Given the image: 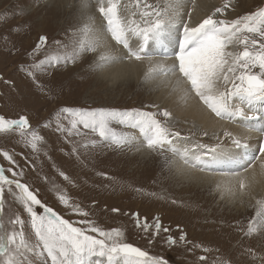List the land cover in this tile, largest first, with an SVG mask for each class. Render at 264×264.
Here are the masks:
<instances>
[{"label": "rangeland", "instance_id": "obj_1", "mask_svg": "<svg viewBox=\"0 0 264 264\" xmlns=\"http://www.w3.org/2000/svg\"><path fill=\"white\" fill-rule=\"evenodd\" d=\"M86 2H0V116L9 120L25 116L30 125L28 131H35L42 137L37 149L33 150L29 143L31 136L20 135L19 129L0 133V167L10 178L28 185L42 204L53 208L74 226L87 231L88 225L81 222L91 221L105 231L119 230L120 242L139 247L153 257H162L168 264H264V228L247 234L249 222L260 219L256 215V200L264 198V192L256 189L250 193L246 189L241 194L231 186L235 195H230L223 187L218 189L217 184L222 185L223 180L214 176L228 172L226 170L212 169L206 171L208 176L202 177L187 175L185 170L165 163V160H178L173 153L150 151L144 146L141 133L137 134L135 128L119 121H112L110 126L131 138L130 143L119 146L101 140L82 126H79L80 134L71 136L58 130L60 123L68 126L63 114L57 116L65 107L140 109L157 113L166 108L176 121L171 127L181 134V138L174 139L180 148H184L181 144L214 146L219 143L224 152L237 159L256 154L259 158L249 166L264 168V156L256 151L260 141H246L250 145L247 150L233 147L228 137L218 141L215 135L201 129L184 113H178L176 109L180 104L152 91L143 78L117 80L111 85L96 83L98 72L94 65L98 52L78 50L75 60L41 64L52 55L70 53L77 41L84 39L82 33L88 18L81 17L80 13L96 12V16L100 4L96 0L93 3L88 0L89 5ZM146 2L155 5L162 4L163 0ZM119 4L122 18H132L135 12L139 20L140 9L134 7L135 0H119ZM260 8H264V0H231L225 12L214 18L232 20ZM41 37H46V41L37 49ZM237 50L242 51L243 46ZM86 70L91 71V76L79 78ZM257 107H264V102ZM157 119L165 120L159 114ZM203 132L208 135L204 136ZM91 141L96 143L93 145ZM86 143L88 146L84 147ZM27 145L30 151L25 153ZM3 152H8L15 163L4 158ZM29 154L32 155L27 158ZM26 165L36 178L27 173ZM10 168L17 173L22 171L23 175L12 177ZM61 193L69 200L67 206L58 199ZM18 196V189L12 186L9 190L5 186L0 219L5 231H19L21 226L12 225L10 221L16 216L21 217L25 236L35 246L30 217ZM74 206H79L88 215L75 213ZM36 211L43 214L39 206ZM136 214L141 225L146 220L152 227L147 231L137 227ZM157 218L162 225L158 235L154 227ZM165 228L169 231L164 232ZM182 234L184 241L179 239ZM168 236L176 239L175 245L166 243ZM202 256L205 259H200ZM24 259L26 264H51L46 253L27 252Z\"/></svg>", "mask_w": 264, "mask_h": 264}, {"label": "snow or ice", "instance_id": "obj_2", "mask_svg": "<svg viewBox=\"0 0 264 264\" xmlns=\"http://www.w3.org/2000/svg\"><path fill=\"white\" fill-rule=\"evenodd\" d=\"M231 0H224L221 7L215 8L212 15L207 16L196 26H190L183 21L182 10L187 0H163V3L149 4L146 0H135L134 7L140 9L132 14V18H122L119 0H99V13L106 19L105 30H95L85 27L82 35L84 39L78 40L70 53L64 55L55 54L41 61V64L49 65L67 63L75 60L78 50L98 52L94 70L97 72L112 68L124 61H149V67L144 74V82L157 81V86H169L171 93H178L185 103L189 94H194L212 114L221 120L239 122L242 128L249 132L259 133L264 137V107L257 105L264 102V8L249 12L235 19H215L214 16L223 14L230 6ZM189 20L191 12L187 13ZM180 35L175 39L173 52L175 63L166 64L163 61L152 63L153 54L148 51L150 42L160 46H166L172 42L174 30H179ZM117 45L126 50V55L116 53L108 45V36ZM138 38V44L133 48L129 37ZM259 37L257 39L256 37ZM46 41V37L40 38L39 49ZM59 43V42H57ZM243 46V50H237ZM164 53V58H167ZM259 69L258 72L253 71ZM177 73L179 74L177 76ZM176 76L175 81L169 77ZM163 78V79H161ZM238 81V83H237ZM187 87H184V85ZM231 84L229 88L228 85ZM238 101V103H234ZM153 107H157L153 105ZM63 114L68 120V126L58 124V130L65 131L69 136L80 134L79 126L97 134L101 140L111 141L116 145H124L131 142L126 133H117L110 125L112 121L138 128L143 136L144 146L152 152L163 153L168 151L174 154L186 169L200 172L211 171L215 166L229 159L236 164L237 170L225 173V175L239 177L241 170L246 172L248 166L259 157L256 154L237 159L233 156H224L221 144L209 146L197 143L194 148H180L174 143L175 138H181L179 131L171 127L175 123L173 113L163 109L159 113L146 112L140 109H78L62 108L59 116ZM162 115L165 120L157 119ZM20 130V135H30L29 141L33 150L37 149L38 142L42 140L35 131L29 132V121L25 116L19 119L9 120L0 116V133ZM207 136V132L202 133ZM228 137L232 145L237 149L247 150L250 145L240 136L231 131L223 133ZM183 139H188L184 137ZM219 140V137H217ZM96 141H91L95 144ZM87 147L88 144H84ZM256 151L264 156V139L259 142ZM10 163H15L8 152L2 153ZM166 164L175 165L176 161L165 160ZM12 177L22 176L23 172H15L8 169ZM63 175V173H61ZM68 179V177H64ZM5 186L11 190L12 186L19 190L18 199L24 210L30 217L31 230L35 234L36 244L31 245L23 231L24 220L16 216L10 221L12 225H20L19 231L4 230V224L0 219V264H26L25 253L47 254L51 264H168L162 257H153L148 252L135 247L132 244L119 241V230L105 231L95 226L91 221H82L88 225V230L76 227L69 220L62 218L53 208L42 204L41 200L29 189V186L21 183L19 179L10 178L5 174V169L0 167V217L3 214V193ZM223 187V191L235 195L229 185L217 184V188ZM248 184L246 180H239L241 194L245 192ZM58 199L68 205V198L61 193ZM259 220L249 222L248 235H252L264 228V198L257 199ZM36 206L43 209V214L36 211ZM75 213L87 216L79 206H74ZM137 227H143L146 231L152 227L147 221L140 224L138 214ZM156 235L162 229L159 218L154 224ZM168 232V229H163ZM95 233L91 235L88 233ZM185 240V235L179 237ZM166 243L175 245L176 239L168 236ZM39 250V252H37ZM205 259V257H200Z\"/></svg>", "mask_w": 264, "mask_h": 264}, {"label": "bare ground", "instance_id": "obj_3", "mask_svg": "<svg viewBox=\"0 0 264 264\" xmlns=\"http://www.w3.org/2000/svg\"><path fill=\"white\" fill-rule=\"evenodd\" d=\"M94 1L95 0H89L90 3H93ZM96 1L99 2V0H96ZM0 2H3V0H0ZM89 2L87 0L86 4L89 5ZM223 3H224V0H187V3L182 10L183 21L186 23H189L190 26H196L198 23L202 22L203 19L207 18V16L212 15L213 12L215 11V8L221 7L223 5ZM91 5H93V4H91ZM99 6H100V4H99ZM99 6H98V8H99ZM238 6H239V3H238ZM189 11L191 12V19L190 20H189V17L187 15V13ZM237 11H238V9H237ZM95 13H90V11H88L87 13H80L81 17L86 16L88 18L85 27L87 26V27L93 28L95 30H105L106 26H107L106 19L99 12L97 13L98 16L97 15L95 16ZM217 14H219V13H217ZM227 20H229V19H227ZM85 27L83 29H85ZM180 31H182V29L174 30L172 42L167 44L166 46L162 47L160 45H156V44L150 42L149 47H148V51L153 54L152 63L163 61L164 63L170 65V64H173L176 62L175 56L173 55V52H174V50L178 51V48L175 47V39L180 35ZM105 35L108 36V45L113 51H115L116 53H123L125 55L127 54L126 50L121 45H117L114 41L111 40L110 34L105 32ZM129 42H130L131 46L133 48H135L138 44V38L135 36H130ZM168 48H169V50H167ZM172 49H173V51H172ZM164 53L168 54L166 59L164 58ZM148 67H149V61L148 60H143V61H139V62L135 61V60H131V61L126 60L123 63L115 65L112 68L98 72V76H97L98 80H96V83H107L108 85H111V84H113V82H116L117 80H121V81L122 80L123 81L136 80L137 81L138 79L141 80L144 77V74L147 71ZM91 71H93V70L91 69ZM91 71L86 70V71L81 72L79 75V78L91 76ZM178 75L179 74L177 73V76ZM176 78H177L176 76L169 77V79L172 81H175ZM161 79H163V78H161ZM91 81H94V78ZM157 83H158L157 81H152V82H147V83L145 82V84H147L148 87L151 88L152 91L159 92V94H162L166 98H169L168 100H170L171 102L172 101L175 102L177 105L180 104L179 108L176 109V111L178 113H184L189 119H191L194 122V124L198 125L201 129H203L207 132H211L213 135H215L216 139H217V137H219V140L217 139L218 141H222L225 138H227V137L223 136V132H225L226 130L231 131L234 135L240 136L241 139L245 140V141H255L256 142V141H261L262 139H264V137H261L259 133L249 132L245 128H242L240 126L239 122L233 123L230 120H221L220 118L216 117L214 114H212L210 112V110H208L203 105V103L199 100V98L196 97L194 94H189L187 102L185 103L183 100L180 99L178 93H171L170 92V85L169 86L160 85L158 87ZM87 84H89V83H87ZM184 87H187V85L185 84ZM234 103H238V101H234ZM135 132L137 134L140 133L138 128H135ZM135 140H136V138H135ZM175 142L176 141H174V143ZM175 144L178 146L177 143H175ZM181 145L184 148L185 147L190 148V146H191V145L190 146L189 145L184 146L183 144H181ZM193 146H191V147H193ZM227 146H224V148ZM229 151L230 150H228V152ZM226 152L223 153L225 157H228V156L234 157L235 156V155H229ZM230 154H231V152H230ZM235 158H237V157H235ZM174 166L180 170H185L187 172L186 173L187 175H191V176H195V177L208 176L207 175L208 172L207 173L206 172L201 173L200 171H197V170L186 169L185 166L178 160L176 161ZM261 166H262V164H261ZM237 167L238 166L236 164L232 163L231 160L225 159L222 163L215 166L213 169H221L223 171L226 170L228 172H231L233 170H237ZM228 172H226V173H228ZM217 176L220 177L221 181L223 180L222 185H229L230 187L231 186L235 187L237 192H238V190H240L239 189V180L240 179L246 180V182L248 184L247 189L250 193H252V191L253 190L255 191L256 189H258L261 192H264V168H261L258 166H255V167L249 166L248 170L246 172L241 170V175L239 177L229 176V175H225V173L224 174L221 173V174L215 175L214 176L215 179ZM232 189H234V188H232Z\"/></svg>", "mask_w": 264, "mask_h": 264}, {"label": "crops", "instance_id": "obj_4", "mask_svg": "<svg viewBox=\"0 0 264 264\" xmlns=\"http://www.w3.org/2000/svg\"><path fill=\"white\" fill-rule=\"evenodd\" d=\"M30 147L27 145V147H26V152L25 153H28L30 150ZM32 154H29L28 156H26L27 158H29L30 156H31ZM26 170H27V173H29L31 176H33L34 178H36L35 176H34V172H33V170L32 169H28L27 168V165H26Z\"/></svg>", "mask_w": 264, "mask_h": 264}]
</instances>
